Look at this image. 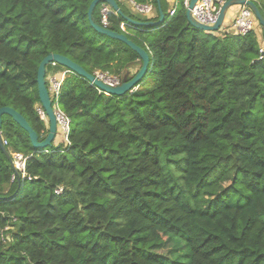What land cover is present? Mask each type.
I'll return each instance as SVG.
<instances>
[{
  "label": "trees",
  "instance_id": "1",
  "mask_svg": "<svg viewBox=\"0 0 264 264\" xmlns=\"http://www.w3.org/2000/svg\"><path fill=\"white\" fill-rule=\"evenodd\" d=\"M92 1L0 0V108L21 114L39 141L48 124L36 76L46 56L120 84L141 67L134 51L90 26ZM115 1L123 15L111 10L107 28L142 48L149 68L121 97L66 75L58 105L69 145L34 150L2 116L11 161L0 148V264H264V28L261 39L221 34L224 25L199 31L181 0L173 16L160 0L163 25L137 27L124 17L156 22V0H132L152 4L154 17L142 19ZM101 6L92 12L99 26ZM15 153L27 158L24 178ZM166 242L187 255L157 254Z\"/></svg>",
  "mask_w": 264,
  "mask_h": 264
},
{
  "label": "water",
  "instance_id": "2",
  "mask_svg": "<svg viewBox=\"0 0 264 264\" xmlns=\"http://www.w3.org/2000/svg\"><path fill=\"white\" fill-rule=\"evenodd\" d=\"M197 1L198 0H190L189 6L185 12V18H186L188 25L194 29H197L205 33L218 32L224 24V20H225V17L228 11L232 7L243 6V5H246L247 7L251 9L257 21V24L261 28H264V17L262 13L260 12L259 8L256 6V4L253 1L227 0L221 6L216 22L211 27L204 26L196 22L193 19L191 15V11L196 5ZM100 3L107 4L111 8V10L114 11L117 15L119 16L123 15L120 7L118 6L115 0H93L87 12L88 21H89L90 26L97 33L105 37H108L112 40L121 42L124 45H126L128 48H130L132 51H134L141 61V67L139 68L137 73L128 82L121 83L117 87H109L103 82H101L99 79L95 78L93 75L88 74L81 66L72 62L70 59H68L65 56L58 55V54H49L48 56H46L38 66L36 83H37V94L39 98V103L41 105L43 112L45 113L47 117V124H48L47 135L42 141H39L37 134L32 130L28 122L25 120L24 117H22L21 114H19L17 111H15L14 109L10 107L0 108V148L5 153L8 160L11 161L8 153L6 152L2 144V137H1L2 116L10 117L13 120V122H15L21 129H23L28 134L31 146L34 150L43 151L46 148L51 147L52 143L54 142L56 138L57 123H56V118L54 116V112L51 107V100H50L48 89L46 86V66L49 65L50 63L54 62L57 65L67 69L71 73L75 74L76 76L82 78L83 80L93 85L101 93H104L105 95H108V96L121 97L127 93H131L135 89L136 85L144 78L145 73L147 69L149 68V64H150L148 54L142 48H140L139 46H137L136 44L128 40V38L124 34L113 32L109 29L99 26L98 24L94 22V20L92 19V12H93V9L96 7V5ZM156 4H157L158 15H159V18L156 22H138L128 17H124V19L126 20L127 23L137 26V27H151V28L159 27L164 24L165 15L163 14L160 0H156Z\"/></svg>",
  "mask_w": 264,
  "mask_h": 264
},
{
  "label": "built area",
  "instance_id": "3",
  "mask_svg": "<svg viewBox=\"0 0 264 264\" xmlns=\"http://www.w3.org/2000/svg\"><path fill=\"white\" fill-rule=\"evenodd\" d=\"M226 1L227 0H198L196 5L191 11V15L196 22L204 26L211 27L215 24L220 8ZM244 1H253L256 4L255 0H244ZM189 2L190 0H181V5L185 9H187L189 6ZM129 3L131 4L132 8L135 10L136 13L144 17H148L154 11L152 4L141 5V4H136L132 0H129ZM177 3H178V0L174 8L169 12L170 16L174 15ZM110 11H111V8L107 4L102 3L101 9H100L101 26L106 29H108L107 28L109 24L108 15ZM262 15L264 17V11ZM256 24H257V21L251 9L247 7L246 5H243L240 7V10L234 16L233 22L231 24V31L234 34L244 36L248 34L249 32L254 31ZM126 27H127L126 23H121L119 26V29L122 32L126 33ZM259 54H260L259 59H262L264 55V47L260 48ZM50 65L52 67H55L57 64L53 62V63H50ZM68 74H73V73H71L68 70H65L60 79H57L53 76L49 77L48 78L49 85H47L49 97L51 100V107L54 112V116L56 118L57 134L59 133L62 136L63 143L66 145H69L68 133H69L70 120L60 109L58 105V96H59L61 84L64 80V76ZM93 76L99 79L101 82H103L109 87H117L120 85V82L116 77L110 76L107 73L96 72ZM95 89L98 90L97 88ZM38 114L40 115L41 120H43L44 122L47 120V117L42 109H38ZM6 144H7L6 141H3V145H6ZM26 160L27 158L19 153H15L12 156L13 169L16 172V175L19 176V174H21L22 178H24L25 176L24 167H25ZM14 178H15V175L12 177V180H14ZM60 193H61V189H58L56 191V194H60Z\"/></svg>",
  "mask_w": 264,
  "mask_h": 264
},
{
  "label": "rangeland",
  "instance_id": "4",
  "mask_svg": "<svg viewBox=\"0 0 264 264\" xmlns=\"http://www.w3.org/2000/svg\"><path fill=\"white\" fill-rule=\"evenodd\" d=\"M167 3V2H166ZM120 5L123 9H125L130 15H132L135 19H142L140 14L136 13L135 10L132 8L131 4L129 3V0H123V2L120 1ZM167 10H169V4L167 3ZM241 6H235L232 7L229 11V18L231 20V16L232 18L236 15V13L240 10ZM232 12V13H231ZM234 12V13H233ZM257 27H260L259 25H257ZM256 27V28H257ZM0 69H2L1 65H0ZM59 69L60 71L63 70V68H55V69H51V67H46V86L49 85L48 83V78L49 76H51V73L53 70ZM134 71H131V74ZM149 77H147L148 80ZM59 134V133H58ZM56 140V139H55ZM61 141H63V138L61 137ZM55 142V141H54ZM53 142V144H54ZM63 143V142H62ZM65 145L63 144L62 147H64ZM187 250L185 248V246L182 243H171V242H166L164 244L163 249H161L160 251H158L157 254L161 255L162 257L169 259V260H175L176 257L178 256H186L187 255Z\"/></svg>",
  "mask_w": 264,
  "mask_h": 264
},
{
  "label": "crops",
  "instance_id": "5",
  "mask_svg": "<svg viewBox=\"0 0 264 264\" xmlns=\"http://www.w3.org/2000/svg\"><path fill=\"white\" fill-rule=\"evenodd\" d=\"M165 2H167L169 4V7L170 8H169L168 11L170 12L174 8L177 0H165ZM255 2H256V4H258V3L261 4V3H264V0H255ZM154 15H155V13L152 12L147 18H152V17H154ZM228 16H229V14L227 13L226 14V17H225V20H224V24H223L224 27L222 26L223 28L221 29V34H223L225 32H230L231 31V24L233 22L234 17L232 18V16H231V20H230V19H228L229 18ZM257 25L258 24H256V26L254 28V32L256 33V36H258V39H261V36H262L261 27H257ZM260 41L262 42L261 43L262 47H264V42L262 40H260ZM63 73H64L63 70L60 71L59 69H56V70H53L52 71L51 76H53V77H55L57 79H60L62 77ZM51 76H49V77H51ZM65 77H66V75L64 76V78ZM55 139L56 140H54L55 141L54 142V145L55 146L60 145L61 144V137L60 136H57Z\"/></svg>",
  "mask_w": 264,
  "mask_h": 264
}]
</instances>
